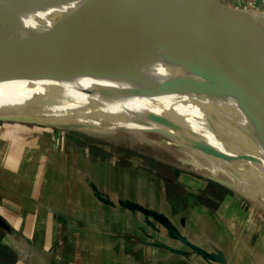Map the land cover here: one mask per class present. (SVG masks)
Masks as SVG:
<instances>
[{"label": "crops", "instance_id": "0c3cea01", "mask_svg": "<svg viewBox=\"0 0 264 264\" xmlns=\"http://www.w3.org/2000/svg\"><path fill=\"white\" fill-rule=\"evenodd\" d=\"M34 129L0 141V218L14 239L2 263L264 264L261 229L252 238L243 228L229 191L198 197L209 181L187 176L183 195L177 182L135 176L71 134Z\"/></svg>", "mask_w": 264, "mask_h": 264}, {"label": "bare ground", "instance_id": "6f19581e", "mask_svg": "<svg viewBox=\"0 0 264 264\" xmlns=\"http://www.w3.org/2000/svg\"><path fill=\"white\" fill-rule=\"evenodd\" d=\"M28 3L0 0V60L14 36L3 25L31 29L18 62L0 71V120L105 138L121 132L142 145H165L180 163L264 207V96L171 85V66L158 58L146 66L121 61L64 21H46L47 11L28 12Z\"/></svg>", "mask_w": 264, "mask_h": 264}, {"label": "water", "instance_id": "95a60500", "mask_svg": "<svg viewBox=\"0 0 264 264\" xmlns=\"http://www.w3.org/2000/svg\"><path fill=\"white\" fill-rule=\"evenodd\" d=\"M210 1L29 0L26 10L47 11L46 21H64L121 61L146 66L158 58L171 66V85L264 96V11ZM3 27L14 36L0 71L18 62L31 36L26 26Z\"/></svg>", "mask_w": 264, "mask_h": 264}, {"label": "rangeland", "instance_id": "374dc122", "mask_svg": "<svg viewBox=\"0 0 264 264\" xmlns=\"http://www.w3.org/2000/svg\"><path fill=\"white\" fill-rule=\"evenodd\" d=\"M213 1H210V3ZM215 2H218V5L229 7H244L253 4L256 7L264 8V0H215ZM42 126L62 131L64 134H71L82 143H85L89 148L96 147V149H100L101 158L111 159L119 167L126 166L125 168L133 170L135 176L149 173L153 178L154 176L158 177L156 178L157 180L167 181V183L175 181L177 182L176 190L183 192V195H185L186 191L189 192L191 190L189 189V184H187V176L207 179L209 181L208 185L197 196L201 197L207 193L210 196L216 197L218 201H221L225 198L226 191H229L230 195L236 197L239 201L241 216L245 219L241 221L243 228H247V230L253 228V233L250 234L252 238L256 235V230L261 229V236L264 237V207L255 197L234 189L220 178L195 171L190 166L180 163L176 159L177 153L168 146H157L155 144L142 145L128 139L121 132L111 135V138H105L62 126L37 123L29 120L10 119L0 120V141L10 142L15 141V139L17 141L18 138L20 140H27L26 137L32 135L30 133L35 131L34 128ZM26 127H31V130H28ZM149 135L152 138L155 136L152 133ZM181 180L184 182L180 183ZM214 204L216 205L217 203ZM13 246L14 239L11 237V234L4 230V220L0 218V257L4 252L7 256H11L13 254ZM20 246L24 248L23 244H20ZM0 264L4 263L0 261Z\"/></svg>", "mask_w": 264, "mask_h": 264}]
</instances>
